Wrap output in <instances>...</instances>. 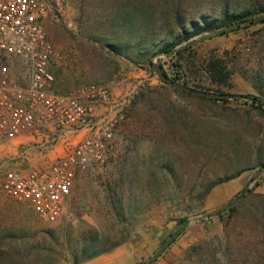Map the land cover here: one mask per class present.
Returning <instances> with one entry per match:
<instances>
[{
  "label": "rangeland",
  "instance_id": "rangeland-1",
  "mask_svg": "<svg viewBox=\"0 0 264 264\" xmlns=\"http://www.w3.org/2000/svg\"><path fill=\"white\" fill-rule=\"evenodd\" d=\"M174 1L75 0L62 16L45 18L55 48L54 90L73 93L84 84L104 85L112 99L96 104L95 118L121 111L125 119L106 161L76 177L66 209L54 222L6 195L1 177L9 168L48 165L64 153L62 139L25 154L22 142L38 140L34 134L0 145V264H81L89 259L81 252L84 246L88 252L100 248L92 246L96 237H123L120 244L140 251L133 264H146L172 236L152 264H264V171L258 174L264 165V112L245 99L203 100L161 81L154 71L159 64L190 87L264 99L255 87L264 82V22L204 32L158 55V47L178 31ZM180 1L187 20L264 5V0ZM213 57L229 68L228 84L210 80L206 63ZM250 142L261 164L244 171L241 189L219 207L206 197L200 200L197 194L208 182L250 156ZM247 186L252 192L235 211L213 212L233 203Z\"/></svg>",
  "mask_w": 264,
  "mask_h": 264
},
{
  "label": "built area",
  "instance_id": "built-area-1",
  "mask_svg": "<svg viewBox=\"0 0 264 264\" xmlns=\"http://www.w3.org/2000/svg\"><path fill=\"white\" fill-rule=\"evenodd\" d=\"M73 1L0 0V145L28 133L38 140L22 142V154L64 142V153L48 165L28 171L6 169L1 188L46 222L63 215L76 177L106 161L125 119L121 111L95 118L96 104L112 99L104 85L84 84L73 93L53 88L55 48L44 19L62 16ZM81 130L84 134L74 139Z\"/></svg>",
  "mask_w": 264,
  "mask_h": 264
},
{
  "label": "trees",
  "instance_id": "trees-1",
  "mask_svg": "<svg viewBox=\"0 0 264 264\" xmlns=\"http://www.w3.org/2000/svg\"><path fill=\"white\" fill-rule=\"evenodd\" d=\"M172 12L174 15L175 24L178 27V31L174 36H172L170 40L164 42L161 46H159L156 52L172 50L177 45H180L185 41L189 42L191 37L202 34L204 32L219 31L220 33H224L227 27H231V28H234L235 26L239 27L245 19H249L251 17L253 18L256 15L264 12V5H258L257 9H245L238 13L229 12L226 8H224L221 17H211L209 15L200 14V16L197 18H190L187 20L183 12L182 3L180 0H178L176 2L175 1L173 2ZM259 22H264V16H262V19L259 20ZM186 44L188 45L191 43H186ZM186 44L183 45V49L187 48ZM177 50H178L177 53H180L181 48ZM148 62L149 64L152 65L151 58L148 59ZM206 70L212 82L217 84H228L231 72L222 58L220 57L210 58L206 63ZM255 87L258 89V91L261 94L264 95V82L263 85L258 84L255 85ZM180 91L186 92L184 90H180ZM186 93L191 94L189 92ZM198 97L202 98L203 100L214 103L218 101H221L222 103H226L229 101V99H225V98H205L200 96ZM251 97L253 98L252 100L244 101V102L249 103L259 112H264V99L255 95H252ZM248 145H249L248 148L250 151V156L247 159L246 158L242 159L243 161L242 162L240 161L238 165L239 167L235 169L233 172L228 173L221 177H217L211 180L210 182H208V184L197 194L200 200H203L210 192L211 188L214 187L215 185L230 180L238 176L242 172H244L246 169L257 167L258 165L261 164V158L260 155L258 154V149L255 147V145L252 142L248 143ZM251 192L252 190L250 189L248 191V194ZM245 197H247V195H245L241 201H243ZM236 207H237L236 205H232L231 207H224L223 209L218 211L217 214L220 215V213L225 210H229L233 212L236 210ZM183 221L184 220H182V222ZM122 240L123 237L115 241H110L109 238L96 237L93 241L92 246L100 245V248L98 250L95 249L91 252H88L90 247L84 246L81 252H83L85 258H91L93 256H96L97 254H100L117 246L122 242Z\"/></svg>",
  "mask_w": 264,
  "mask_h": 264
},
{
  "label": "crops",
  "instance_id": "crops-1",
  "mask_svg": "<svg viewBox=\"0 0 264 264\" xmlns=\"http://www.w3.org/2000/svg\"><path fill=\"white\" fill-rule=\"evenodd\" d=\"M48 18L52 19V17ZM81 134H84V130H81L79 134L75 135L73 138L75 139ZM244 182L245 172H242L241 174L230 180L221 182L211 188L210 192L206 196V201L211 203V205H213L214 207H219L222 204L226 203L236 192H238L243 186ZM139 252L140 251H137L136 247L133 244L123 243L111 250L102 252L100 254H97L96 256L89 258L81 264H133L138 259L137 257L139 255Z\"/></svg>",
  "mask_w": 264,
  "mask_h": 264
},
{
  "label": "water",
  "instance_id": "water-1",
  "mask_svg": "<svg viewBox=\"0 0 264 264\" xmlns=\"http://www.w3.org/2000/svg\"><path fill=\"white\" fill-rule=\"evenodd\" d=\"M262 19V16H257V17H253V18H249V19H245L242 23H249V22H254V21H259ZM234 27V26H233ZM231 27H227V29H230ZM176 49H172V50H168V51H162L160 52L158 55H164V54H168L172 51H175ZM154 71L157 75V77L177 88V89H180V90H184L186 92H189V93H192L194 95H197V96H200V97H205V98H225V99H245V100H252L253 98L250 96V95H245V94H241V93H219V92H211V91H204V90H199V89H196V88H193V87H190L184 83H181V82H178L172 78H170L164 71H163V68L157 64L154 66ZM264 171V165L261 166L260 170H259V173L260 174L261 172ZM249 190V187H245L243 189V191L239 194V196L237 197V199H235V201L225 207H231L232 205H235L237 204L239 201L242 200V198L245 196V194L248 192ZM224 207H221V208H218V209H215L213 212H218L220 211L221 209H223ZM200 216H197V217H194L193 219L191 220H187L183 223V225L181 226L180 230H183L185 228V226L189 223V221H192V220H196V219H199ZM173 239V236L170 237L161 247L160 249L156 252V254L146 263V264H152V262L161 254V252L170 244V242L172 241Z\"/></svg>",
  "mask_w": 264,
  "mask_h": 264
}]
</instances>
